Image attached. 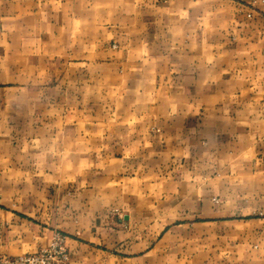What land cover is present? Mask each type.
Returning a JSON list of instances; mask_svg holds the SVG:
<instances>
[{"label": "crops", "instance_id": "obj_1", "mask_svg": "<svg viewBox=\"0 0 264 264\" xmlns=\"http://www.w3.org/2000/svg\"><path fill=\"white\" fill-rule=\"evenodd\" d=\"M69 264H264V0H0V249Z\"/></svg>", "mask_w": 264, "mask_h": 264}, {"label": "built area", "instance_id": "obj_2", "mask_svg": "<svg viewBox=\"0 0 264 264\" xmlns=\"http://www.w3.org/2000/svg\"><path fill=\"white\" fill-rule=\"evenodd\" d=\"M0 264H69L64 235L55 232L49 245L36 252L9 255L0 249Z\"/></svg>", "mask_w": 264, "mask_h": 264}]
</instances>
